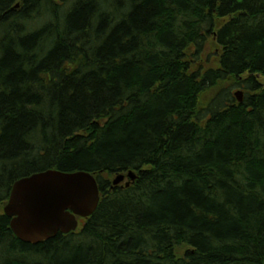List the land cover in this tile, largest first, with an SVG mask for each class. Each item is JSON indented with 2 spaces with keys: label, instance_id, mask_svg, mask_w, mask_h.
<instances>
[{
  "label": "trees",
  "instance_id": "obj_1",
  "mask_svg": "<svg viewBox=\"0 0 264 264\" xmlns=\"http://www.w3.org/2000/svg\"><path fill=\"white\" fill-rule=\"evenodd\" d=\"M47 170L101 203L27 244L4 204ZM0 264H264V0H0Z\"/></svg>",
  "mask_w": 264,
  "mask_h": 264
},
{
  "label": "water",
  "instance_id": "obj_2",
  "mask_svg": "<svg viewBox=\"0 0 264 264\" xmlns=\"http://www.w3.org/2000/svg\"><path fill=\"white\" fill-rule=\"evenodd\" d=\"M136 179L135 172L130 171L118 175L113 185L125 182L129 187ZM100 203V187L94 174L47 170L13 184L4 214L11 219L10 228L20 241L37 245L85 227Z\"/></svg>",
  "mask_w": 264,
  "mask_h": 264
},
{
  "label": "bare ground",
  "instance_id": "obj_3",
  "mask_svg": "<svg viewBox=\"0 0 264 264\" xmlns=\"http://www.w3.org/2000/svg\"><path fill=\"white\" fill-rule=\"evenodd\" d=\"M236 96H237V98H238L239 101H240V100L243 101V94H242V92H237V93H236ZM242 101H241V102H242Z\"/></svg>",
  "mask_w": 264,
  "mask_h": 264
},
{
  "label": "rangeland",
  "instance_id": "obj_4",
  "mask_svg": "<svg viewBox=\"0 0 264 264\" xmlns=\"http://www.w3.org/2000/svg\"><path fill=\"white\" fill-rule=\"evenodd\" d=\"M238 91H240V90H238ZM236 93H237V91H236ZM116 175H114V176H112L111 178H110V180H111V182L113 183V181L116 179ZM123 185H125V183H123ZM5 205V204H4ZM80 228H81V226H80Z\"/></svg>",
  "mask_w": 264,
  "mask_h": 264
}]
</instances>
